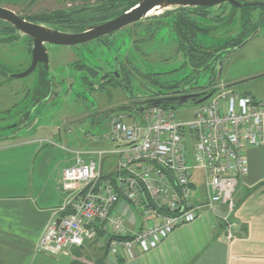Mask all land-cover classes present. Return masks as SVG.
Returning <instances> with one entry per match:
<instances>
[{
    "label": "built area",
    "instance_id": "obj_1",
    "mask_svg": "<svg viewBox=\"0 0 264 264\" xmlns=\"http://www.w3.org/2000/svg\"><path fill=\"white\" fill-rule=\"evenodd\" d=\"M221 85L191 120H179L172 108L151 107L138 115H108V127L98 134L69 125L62 137L80 144L60 146L75 155L63 171L62 188L70 193L68 213L53 222L39 242L40 253L59 257L107 236L108 254L129 258L139 250L157 248L177 228L195 222L205 210L225 205L235 209L236 193L247 174L245 150L264 145V101L240 95ZM43 142V140L41 141ZM203 187L204 200L193 196ZM126 205L142 224L132 233L119 215ZM226 240L239 225L224 217Z\"/></svg>",
    "mask_w": 264,
    "mask_h": 264
},
{
    "label": "rangeland",
    "instance_id": "obj_2",
    "mask_svg": "<svg viewBox=\"0 0 264 264\" xmlns=\"http://www.w3.org/2000/svg\"><path fill=\"white\" fill-rule=\"evenodd\" d=\"M108 3V0L88 2L84 0H0V6L12 9L22 17L33 18L47 13L75 11L77 14L75 20L81 19L86 22L100 19V11L95 12L93 8L94 6L105 8L109 6ZM81 8L85 10L77 13ZM167 11L143 19L140 25L122 30L117 34L118 36H109L104 39V42L106 41L112 49L110 52L116 53L126 62L124 67L129 71L133 81L132 90L139 100L160 97L167 92L166 88H171L170 82L182 81L186 75L197 78L200 83L206 80L205 74L199 75L184 68L181 56L177 59L173 58L178 55V42L172 35L168 38L162 37L154 31L155 29L143 35L145 27L157 26L155 24ZM203 15H200L198 20L200 17L203 18L202 26H208L210 31L209 34L198 35L200 36L198 37L200 52H212L211 46L220 48L221 43L228 42L241 29L238 19L233 26L223 22L225 18L223 9H212L210 13L204 12ZM210 19H214V22ZM1 37L3 38L2 34H0ZM158 38L163 40L158 43ZM100 43L104 45L103 42H90L72 47L48 45L46 46L49 56L48 70L40 67L24 79H10V77L21 74L31 64L32 44L29 37L22 35L9 44H0V138H12L19 130L17 125L20 124V119L24 120L25 117L27 119L23 124L26 122L27 127L19 132L20 137L49 138L57 144L61 143L57 127H62L61 130H63L73 125L76 128V135L84 140L83 132L98 134L105 130L108 127V118L104 113L128 103L127 94L120 88L112 90L110 97L100 91H87L74 67L75 64L86 63L98 68L94 57L96 55L104 57L106 61L108 49L104 45L105 53H103ZM129 58L133 63L128 62ZM177 69L179 71L170 74ZM45 79L51 82V86L50 90L46 89L43 92L40 82ZM223 82L240 95L251 94L257 100L264 101V37L255 38L227 60L221 76V83ZM174 110L179 120H191L194 117L195 107H180ZM8 140L11 141V139ZM46 144L42 147L49 152L51 169L55 167L56 174L74 165V154H67L58 147ZM69 147L77 149L72 137ZM203 192V187L199 186L193 196L196 198ZM100 241L98 239L90 244L96 245ZM98 245L96 246L99 247ZM74 251L69 257L75 254ZM50 258L56 260L55 257Z\"/></svg>",
    "mask_w": 264,
    "mask_h": 264
},
{
    "label": "crops",
    "instance_id": "obj_3",
    "mask_svg": "<svg viewBox=\"0 0 264 264\" xmlns=\"http://www.w3.org/2000/svg\"><path fill=\"white\" fill-rule=\"evenodd\" d=\"M58 138L70 145L71 137ZM46 140L52 141L0 138V264H264V145L245 150L248 171L239 183L233 211L225 205L205 210L157 248L137 250L133 258L122 251L108 254L109 238L101 236L99 247L88 244L72 257L52 260L40 253L39 242L47 228L68 213L70 193L62 188L65 169L59 174L51 169L49 152L42 147ZM73 143L80 147L77 140ZM203 200L204 192L196 197L197 202ZM118 213L132 233L138 232L139 215L126 205L119 206ZM224 217L239 225L231 241L226 240Z\"/></svg>",
    "mask_w": 264,
    "mask_h": 264
},
{
    "label": "flooded vegetation",
    "instance_id": "obj_4",
    "mask_svg": "<svg viewBox=\"0 0 264 264\" xmlns=\"http://www.w3.org/2000/svg\"><path fill=\"white\" fill-rule=\"evenodd\" d=\"M85 1L88 2L90 0H84V2ZM130 1H133V0H127V1L121 0L120 2H117L118 4L121 5L118 10H121L122 8H124L127 5V3ZM234 1L236 3H239L240 5H246V4H256V5L253 7H240V6H236V5L227 1L225 3H222V4L215 6V7H212V8H200V9H203L201 12L197 11V12L192 13L190 15L192 21L195 22L196 25H199V27L205 31V32H198L197 31V38H196V44H195L196 46L194 48H195V50H198V51H199L198 46L200 45V43L198 42V37H200V36H198V35L199 34H209V31H210L208 26L207 27L202 26L201 20H204L203 18L200 17V19L198 20V17L200 15H203L204 12L210 13V11L212 9L220 8V9H223L225 12V18L223 19V22L226 25L233 26L237 19L241 23V29H240L239 33L236 34L234 37H232L230 40H228V42L221 43L220 48L219 47L215 48L214 46H211L212 52H209V53L202 52L201 55H198V58L203 61L202 65H200V66L193 65L189 60L190 59L189 58V52H188L189 49L187 51H185L183 49L182 42L180 41V39L177 36V31H175V29L173 28L175 20H174V17L170 14V11H173V10H169V11L165 12L162 15V19L157 24H155L157 26L154 25L155 27H151V26L145 27V29L142 32L144 35L146 33L151 32L152 29H155L154 31L158 32V34H160L162 37L166 36L168 38L170 35H172L173 39H175L178 42L177 43L178 55L174 56L173 58L177 59L178 56H181L182 62H183L182 64H183L184 68L188 69L189 71H191L193 73L199 74V75L205 74L206 80L203 81L202 83H200L197 80V78H191L188 75H186L182 78V81L176 80L174 82H170L169 87H171V88H166L167 92L165 94H162L160 97H156V98H152V99H143V100H141V99L139 100V98H136L134 91L132 90L133 81H131L129 71L126 70V68L124 67L126 62L123 61L122 59H120L119 55H117L116 53H111L112 49L106 41L104 42V39L109 37V36H118L117 34L119 32H121L122 30H127L132 26L135 27V26L140 25L142 20L139 22L133 23V24L113 33V34H110V35L105 36V37H101V38L93 40V41H90V42H103V44L107 46V49H108L107 59L105 61V58L104 57L101 58L100 55L94 56L96 64H97L96 66L98 68H95L92 65L85 63L90 68H92L93 71L89 72L85 68H84L85 70H82V71L76 69L78 74H79V78L81 79L82 82H84L87 85V88H86L87 91H89V90L90 91H100V92H103L106 95H108V97L112 96L111 95L112 90H115L118 88L123 89L126 92L127 99H128V103H126L125 105H130L133 102L134 103H141V102H145L147 100H154V99H160V98H168V97L172 98V97H179V96L203 94V93L209 92L215 88H219L221 85H224L225 83L223 82V84L220 83L219 85H215V83L218 81L219 72L222 70V74H223V70H224V67L226 65L227 60L235 52L231 55H230V53L232 51H234L235 49L239 48L244 43L246 44L245 46H247L255 38L264 37V0H234ZM0 8L8 9V10L14 12L16 15H18L12 9L2 7V6H0ZM83 10H85V8H81L79 10V12H77V13H81ZM93 10L95 12L100 11V19L94 20L91 22L90 21L86 22L85 20H81V19L75 20V17H76L75 15H77L75 11L71 12V13L65 12V11H59V12H55V13H51V14L47 13L45 15H40V16L33 17V18L32 17H22L20 15H18V16L20 18H22L23 20H26L30 23L39 24V25H43L46 27H48L47 25H50V26L68 27V28L73 27V28L77 29V27H82V26H88L89 27V26L102 24L104 22H102L101 18L103 16L111 14L114 11L111 9L110 6H107L105 8H101L100 6H94ZM55 14H58L59 17L62 15H64V16L61 19H57V22L54 24H46V23L41 21L45 18L44 16H48V15L54 16ZM158 14H160V12ZM194 17H196V19H194ZM210 20L212 22H214V19H210ZM2 22H4V21H2ZM4 23H6V22H4ZM7 28L8 27L6 25L0 24V34L3 35V38L2 37L0 38V44H9L13 41H16L17 39H19L22 36V34H19L16 31L11 32ZM160 29H162V31ZM129 36H130V34L128 35V37ZM29 39L31 40V44H32V51L31 52L33 53L34 43L30 37H29ZM162 40H163L162 38H158V43L161 42ZM90 42H88V43H90ZM85 44H87V43H84L81 45H85ZM48 45H50V44H46L45 46H48ZM104 45H102L100 43L101 50L103 51V53H105L104 52L105 51ZM124 62H125V64H124ZM128 62L130 64L133 63V61L130 60V58L128 59ZM221 62H223V64L220 67ZM31 64H32V61H31ZM31 64H29L28 67H30ZM40 67H44L46 70H48L45 67V65H43V64H39L37 69ZM27 69L28 68H26L25 71ZM177 71H179V70L178 69L173 70L170 72V74H172V73L174 74ZM132 73H134V72H132ZM118 83H120L121 86L114 87V85H116ZM89 85H92V86L89 87ZM42 86L44 87V89ZM50 86H51V82L48 79L47 80L45 79V80H43V82H40V88H42L43 92L46 89H49ZM224 86L230 87L227 84ZM104 114L106 115V117H108L107 112ZM26 119H27V117H25L24 120L20 119L21 120L20 124L17 125L19 130L12 136V138H8V139L14 140V139L18 138L19 132L27 127L26 122H25V124H23L24 121H26Z\"/></svg>",
    "mask_w": 264,
    "mask_h": 264
},
{
    "label": "water",
    "instance_id": "obj_5",
    "mask_svg": "<svg viewBox=\"0 0 264 264\" xmlns=\"http://www.w3.org/2000/svg\"><path fill=\"white\" fill-rule=\"evenodd\" d=\"M227 1L240 7H253L256 5H240L234 0H139V2L134 7L119 15L118 17L102 24L89 26L80 33L64 32L43 25L30 23L20 18L14 12L8 9L0 8V20L8 23L12 29L19 34L30 37L34 43L31 66L21 74L11 75L10 79H24L29 77L37 69L39 64L45 65V67L48 69L49 56L45 46L46 44L63 47L77 46L99 39L101 37L108 36L133 23L150 17L149 14L156 9L162 13L163 11L170 9L212 8ZM245 45L246 44L244 43L239 48L232 51L230 55L244 48ZM222 64L223 62L220 63V67ZM221 75L222 70L218 74V81L215 83V85H219L221 83ZM216 92L217 88L203 94L160 98L147 100L141 103L133 102L130 105H121L115 107L114 109L108 111V115L116 112H132L140 115L148 108L162 105H169L175 109L180 107L196 108L209 101L216 94Z\"/></svg>",
    "mask_w": 264,
    "mask_h": 264
},
{
    "label": "trees",
    "instance_id": "obj_6",
    "mask_svg": "<svg viewBox=\"0 0 264 264\" xmlns=\"http://www.w3.org/2000/svg\"><path fill=\"white\" fill-rule=\"evenodd\" d=\"M108 1H109L108 5L114 11L111 14L103 16L101 18L102 22H106L108 20L114 19L115 17L123 14L124 12H126L129 9H131L132 7H134L139 2V0L130 1L127 3V5L124 8H122L121 10H118L121 5L118 4L117 2H120L121 0H108ZM122 1H127V0H122ZM202 10L203 9H200V8H180V9H175L173 11H170V14L174 17V20H175L173 28L175 29V31H177V36L180 39V41L182 42L183 49L185 51H187L189 49V51H188L189 52V58H190L189 60L195 66H200V65H202V62H203L201 59L198 58V55H201L202 52L195 50V48H194L196 46L195 44H196V38H197V31L198 32H205V31L202 30L199 27V25H196V23L192 21L190 15L192 13L197 12V11L201 12ZM63 16L64 15L59 17L58 14H55L54 16L48 15V16H44L45 18L41 21L46 23V24H54L57 22V19H61V18H63ZM0 24L6 25L8 27L7 29H9L11 32H15V30H13L12 27L8 23H4V22L0 21ZM47 26L50 28L56 29V30H60V31H64V32H71V33H80L88 27V26H82V27H77V29H76L73 27L68 28V27H57V26H50V25H47ZM74 67L77 70H81V71L85 70V69H87L89 72L93 71V69L90 68L85 63L75 64ZM85 86L87 88L86 84H85ZM91 86L92 85H89V87H91ZM118 86H121L120 83L114 85V87H118ZM162 106L167 107V108H172L169 105H162ZM172 109H175V108H172ZM107 114H108V112H107ZM72 264H84V263L74 262Z\"/></svg>",
    "mask_w": 264,
    "mask_h": 264
},
{
    "label": "bare ground",
    "instance_id": "obj_7",
    "mask_svg": "<svg viewBox=\"0 0 264 264\" xmlns=\"http://www.w3.org/2000/svg\"><path fill=\"white\" fill-rule=\"evenodd\" d=\"M159 12H160V11H158V10L156 9L155 11L151 12V13L149 14V16L154 15V14H158Z\"/></svg>",
    "mask_w": 264,
    "mask_h": 264
}]
</instances>
